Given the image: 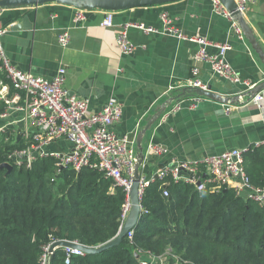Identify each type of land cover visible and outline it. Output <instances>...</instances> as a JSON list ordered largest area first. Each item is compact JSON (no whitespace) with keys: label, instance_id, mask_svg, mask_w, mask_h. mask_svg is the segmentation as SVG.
Wrapping results in <instances>:
<instances>
[{"label":"crops","instance_id":"obj_1","mask_svg":"<svg viewBox=\"0 0 264 264\" xmlns=\"http://www.w3.org/2000/svg\"><path fill=\"white\" fill-rule=\"evenodd\" d=\"M76 10L79 9L57 4L0 9L5 29L2 51L16 69L46 80L63 67L67 97L87 101L92 112L102 110L109 99H115L121 105L122 116L110 130L117 137L139 131L155 107L167 96L178 95L189 80L229 97L247 91L244 85L213 74L205 62H196V44L160 32L146 34L130 29L128 39L135 50L122 54L116 38L126 23H141L162 31L159 16L165 12L182 35L228 45L226 62L243 81L254 86L264 80V70L249 44L235 34L230 20L213 12L211 0H177L113 12L112 26L107 28L100 27L105 11L83 10L84 20L76 23ZM243 16L264 50V0L249 4ZM66 30L70 43L64 48L58 38ZM206 52L216 54L217 49L208 46ZM194 68L198 69L195 76ZM261 96L259 105L242 96L239 103L227 105L231 108L228 112L226 105L206 98L196 105H191L190 97L184 98L179 110L164 113L146 133L144 153L149 143L166 152L146 156L142 177L150 178L157 169L175 162L242 150L264 141V91ZM70 148L69 142L57 140L47 150L67 153Z\"/></svg>","mask_w":264,"mask_h":264},{"label":"trees","instance_id":"obj_2","mask_svg":"<svg viewBox=\"0 0 264 264\" xmlns=\"http://www.w3.org/2000/svg\"><path fill=\"white\" fill-rule=\"evenodd\" d=\"M0 83L13 92L1 70ZM27 146L0 133V165ZM56 163L37 157L29 168L0 169V264H40L43 247L53 242L98 247L117 235L128 198L123 189L98 169L76 172ZM243 166L252 186L264 187V150L247 151ZM140 204L131 238L98 255L71 257L69 264H141L142 256L167 252L193 264H264V205L233 189L197 192L166 178L150 183ZM64 260L57 249L48 264Z\"/></svg>","mask_w":264,"mask_h":264},{"label":"built area","instance_id":"obj_3","mask_svg":"<svg viewBox=\"0 0 264 264\" xmlns=\"http://www.w3.org/2000/svg\"><path fill=\"white\" fill-rule=\"evenodd\" d=\"M236 10L243 15L249 4L255 0H234ZM212 10L231 21V27L235 34L243 39L241 30L237 23L227 12L219 0H211ZM113 12H106L100 23V27L112 26ZM163 25L162 31H157L141 23H126L120 27L116 43L122 54H131L135 47L128 39V31L135 29L146 34L162 33L178 39L196 44L198 50L193 55L196 62H205L209 65L213 74L229 80L233 83L244 85L247 90L253 86L243 81L238 74L226 62L225 54L229 50L228 45H214L204 37H188L182 35L165 12L159 16ZM84 20V11L76 10L74 22ZM5 29L0 22V70L4 72L5 78L9 81L13 94L8 93V85L0 83V102L4 109L0 113V133H7L9 136L21 138L26 148L16 150L7 156L6 163L13 167L24 166L29 168L37 157H53L56 159V166L59 168L70 167L78 172L82 168L98 169L105 177L110 178L115 186L120 187L127 194L131 186L132 173L136 157V135L138 129L130 134L117 137L111 130V126L118 123L122 116L121 105L113 98L109 99L102 110L92 112L85 100L67 97L64 88L66 71L60 67L57 73L49 80L22 72L13 67L5 57L1 37ZM61 47H67L70 43L69 30L64 31L58 38ZM213 46L217 49L216 54L206 52L207 47ZM197 68L192 70L195 76ZM183 87L198 88L205 90L206 86L201 82L189 80ZM182 88V87H178ZM172 96V94L170 95ZM167 96V99L170 97ZM196 105L203 97L191 98ZM262 100L261 93L257 94L251 101L259 105ZM183 100L174 102L165 112L168 115L180 109ZM226 112L230 111V106ZM57 140H65L70 143L71 148L67 153L50 152L47 147ZM34 142L33 144H29ZM261 148L264 150V141L253 143L246 149H232L214 156H206L190 162H175L169 166L157 169L150 178H140L139 197L143 190L155 180L170 178L173 182H182L193 186L197 192L203 191L210 186L212 191H219L222 188L233 189L235 193L251 200L258 205H264V187L252 186L249 177L244 171V154L250 149ZM166 152V149L149 143L145 151L146 156H159ZM230 181H234L230 185ZM167 182L164 184L166 185ZM163 196H168V191H163ZM130 210L129 199L127 198L121 211V221L125 220ZM132 237V231L127 234ZM76 243V242H74ZM52 244V243H51ZM43 247V254L40 264H48V249L50 245ZM78 244V243H77ZM62 250V249H61ZM65 264L70 263L71 257L84 256L79 250L64 248ZM141 264H193L172 255L170 252L161 256L145 255L141 257Z\"/></svg>","mask_w":264,"mask_h":264},{"label":"water","instance_id":"obj_4","mask_svg":"<svg viewBox=\"0 0 264 264\" xmlns=\"http://www.w3.org/2000/svg\"><path fill=\"white\" fill-rule=\"evenodd\" d=\"M177 0H0V9H9V8H19V7H36L43 6L47 4H57L70 6L75 9L92 11V10H101L105 12H118L125 11L134 8L146 7V6H155L162 5L165 3L173 2ZM220 3L224 6L228 13L231 14V17L237 23L241 33L250 48L256 55L259 64L264 70V50L258 43L252 29L246 23L244 16L241 15L236 10V4L234 0H219ZM264 91V80L254 85L250 90L245 91L243 95L237 96H224L211 91V87H206L205 90L191 87H183L180 89L178 95L170 96L165 102L161 103L153 110V113L146 118L145 125L138 131L135 139L136 143V157L132 173L131 186L128 192V199L130 203V210L123 221L117 235L107 241L106 243L98 247H87L81 244H77L70 241H56L53 242L49 249L48 255L49 260L57 249L70 248L74 250H79L84 255H98L110 248L120 245L123 239L127 234L136 228L140 213H141V204L139 197V186L141 178V168L145 162V153L143 147V140L148 131L151 130L152 126L162 117L166 110L174 103L184 98H194L196 96L206 98L207 100L214 101L222 105H235L239 103L240 99L246 97L248 101H251L257 94H260ZM0 169H6L10 171L12 166L8 163H3L0 165ZM137 257V254L135 255Z\"/></svg>","mask_w":264,"mask_h":264}]
</instances>
